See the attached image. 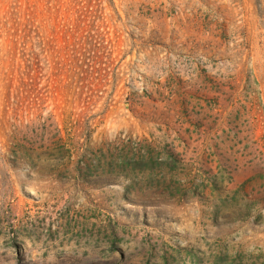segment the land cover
<instances>
[{
  "label": "rangeland",
  "instance_id": "rangeland-1",
  "mask_svg": "<svg viewBox=\"0 0 264 264\" xmlns=\"http://www.w3.org/2000/svg\"><path fill=\"white\" fill-rule=\"evenodd\" d=\"M0 264H264V0H0Z\"/></svg>",
  "mask_w": 264,
  "mask_h": 264
}]
</instances>
